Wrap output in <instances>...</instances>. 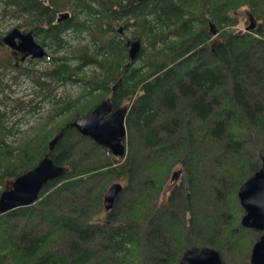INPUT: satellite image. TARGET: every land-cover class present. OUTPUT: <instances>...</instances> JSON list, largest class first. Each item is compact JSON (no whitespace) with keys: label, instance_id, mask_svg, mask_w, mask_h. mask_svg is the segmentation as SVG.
<instances>
[{"label":"trees","instance_id":"16d2710c","mask_svg":"<svg viewBox=\"0 0 264 264\" xmlns=\"http://www.w3.org/2000/svg\"><path fill=\"white\" fill-rule=\"evenodd\" d=\"M0 5L54 52L65 48L69 31L79 37L87 27L97 41L93 51L82 49L48 71L19 72L45 89L41 102L53 104L58 84L80 82L79 97L55 108L69 111L67 118L11 146L6 137L18 129L0 113V193L45 155L64 167L33 204L0 214V264H177L190 247H211L224 264H250L260 232L240 224L237 189L264 164V0ZM243 6L255 26L232 31ZM61 10L70 16L58 22ZM114 22L132 37L123 38ZM137 39L140 50L130 59L127 41ZM88 66L99 71L87 76ZM7 68H15L10 56L0 55V72ZM103 99L113 109L129 107L122 157L70 124ZM177 165L180 181L172 179ZM113 182L122 189L106 210L104 193Z\"/></svg>","mask_w":264,"mask_h":264},{"label":"water","instance_id":"95a60500","mask_svg":"<svg viewBox=\"0 0 264 264\" xmlns=\"http://www.w3.org/2000/svg\"><path fill=\"white\" fill-rule=\"evenodd\" d=\"M67 12L60 13L58 21L65 20ZM255 26V21L250 16V24L246 30ZM121 32V27L118 28ZM19 33L20 43L14 44V37ZM2 41L12 48L24 53V57L41 58L46 55L45 49L37 43L31 33L21 34L17 28H12L3 37ZM128 55L134 59L140 50V41L127 42ZM23 57V58H24ZM128 105H120L113 109L109 99L100 101L90 112L75 118L70 124L79 133L90 137L96 144L106 147L114 156L122 157L125 154L126 125L125 119ZM55 135L49 141L51 149L60 137ZM64 173V167L55 164L48 155H45L33 168L17 176L9 188L0 193V214L15 207L33 204L45 183L60 177ZM181 170L172 174L177 179ZM120 182L111 183L104 193L103 205L106 210L113 207L118 193L121 191ZM239 204L244 213L240 219L243 227L257 230L259 236L253 243L250 252V264H264V164L243 181L237 189ZM177 264H224L219 253L211 247H190L180 257Z\"/></svg>","mask_w":264,"mask_h":264},{"label":"rangeland","instance_id":"374dc122","mask_svg":"<svg viewBox=\"0 0 264 264\" xmlns=\"http://www.w3.org/2000/svg\"><path fill=\"white\" fill-rule=\"evenodd\" d=\"M59 12H69V10H61ZM235 17L237 18V22L234 26L230 27V30L235 32L245 31V28L249 23L248 7H241L237 11ZM91 18L93 19V16ZM91 23H94V19L93 22L88 20L87 24ZM16 25L27 27V23L24 20L13 17L10 12H6V14L3 15L2 6L0 5V35L5 34L9 29ZM113 26L116 27V29L120 26L123 28L122 23H118L117 25L116 22H114ZM90 32L91 30H87V27H85V30L79 37H77L74 32L69 31V33L62 38L65 43V48L59 50L58 52H54L46 45V43L42 44L47 52V54L43 56L44 58L42 57V59L38 62V58H36L34 59V62L28 63L24 67L44 72L52 69V67H54L59 60H63L64 58L74 60L78 54H80V51H83L82 49L87 48L89 51H93L97 46V41L94 40ZM125 37L131 38L132 33L130 31H124L123 38ZM52 58L56 59L57 62H54ZM72 65L74 66L73 62ZM12 69L13 68H7L6 73H8L9 76H3L2 78L4 87L3 91L0 92V113H5L8 118H10L8 127L12 125L13 128L18 129L17 132L12 131L6 137V143L11 146H16L31 138L41 125L46 123L47 128H50L59 123L61 120L67 118L69 111L65 112L64 115H60L55 113V108L58 107V110L59 107H63V105L67 102L77 99L82 92V87L80 82L58 84V86H56L51 92V97L53 96L55 100L57 99L58 103L53 104L49 101L41 102L42 96L46 92L45 89H43V87H39L33 80L26 79L24 78L25 76L19 75V71L21 70L14 72ZM98 71L99 70L96 69L95 66H88L84 68V74L87 76ZM81 75H83V73ZM51 85H53V83ZM37 102H39V108H35L37 112L32 114L29 111L32 110L31 108ZM21 117H24L22 121H20V119H22ZM180 168V165H177L174 169H172L171 173ZM180 179L181 176L178 180L180 181Z\"/></svg>","mask_w":264,"mask_h":264},{"label":"flooded vegetation","instance_id":"af4514ba","mask_svg":"<svg viewBox=\"0 0 264 264\" xmlns=\"http://www.w3.org/2000/svg\"><path fill=\"white\" fill-rule=\"evenodd\" d=\"M70 14V13H69ZM12 28H17L19 30V32L21 34H24L25 32H29L31 30L27 29V27H21L19 25H16ZM11 28V29H12ZM11 29H9L7 32H9ZM32 33V32H31ZM4 35V34H3ZM3 35L1 36V39H0V55L2 56H10V59L12 60L15 68H13L12 70L14 72H17L18 70H21V68H23L24 66H26V64L28 63H31V62H34V59L36 58H32L31 55H28V56H25L24 57V53L15 49V48H12L10 47L9 45L5 44L3 41H2V37ZM33 35V34H32ZM34 37V35H33ZM35 41L37 43H39L36 38L34 37ZM20 43V36H19V33L17 36L14 37V44L15 45H18ZM40 44V43H39ZM43 48H44V45H41ZM45 49V48H44ZM24 57V58H23ZM40 59L42 58H39L38 60L40 61ZM20 72V71H19ZM0 76L1 78H3V76H9L8 73H6V70L5 72H0ZM12 76V75H11ZM25 76V75H24ZM15 78V77H14ZM17 78V77H16ZM26 79H30L29 77H24ZM23 78V79H24ZM30 81V80H29ZM39 86V85H38ZM40 87V86H39ZM259 236V235H258Z\"/></svg>","mask_w":264,"mask_h":264}]
</instances>
